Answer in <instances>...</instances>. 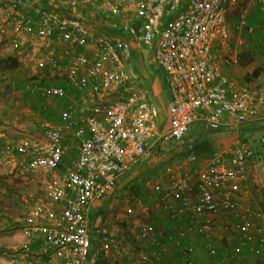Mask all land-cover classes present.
Returning <instances> with one entry per match:
<instances>
[{
    "label": "built area",
    "instance_id": "1",
    "mask_svg": "<svg viewBox=\"0 0 264 264\" xmlns=\"http://www.w3.org/2000/svg\"><path fill=\"white\" fill-rule=\"evenodd\" d=\"M251 1L257 3L264 23V0ZM63 3L71 8L91 7L100 16L113 19L129 21L135 15L144 21L142 41L147 49H153L155 61L167 77L171 95L169 127L162 132L158 130L159 107L144 91L125 87L130 41L96 33L81 18L34 6L33 0H4L5 7L24 12L10 21L17 35L24 37L28 47L42 56L40 66H46L52 75H63L81 93L86 88L91 91L89 98L81 96L80 105L71 104L61 113L59 125L43 121L41 139L23 136L0 146V159L46 176L58 170L69 150L65 135L71 131L78 141L77 159L48 183V202L36 204L28 216L16 220L29 243L38 237L42 244L37 250L24 244L10 264H24L18 258L26 255L31 258L27 264H88L95 244L101 246L105 257L114 254L119 264H147L149 257L134 260L115 241L119 226L115 218H107L92 230V209L156 148L183 140L199 116L203 115L210 128L218 129L226 117L242 124L249 116L258 114L264 99L225 75L213 47L219 42L228 55L227 45L233 41L235 32L246 30L252 35L254 27L247 21L246 10L239 13L236 23L229 22L228 12L236 0ZM130 28V23L124 24L125 31ZM12 43L20 45L18 38ZM51 43L67 48V53H71L69 63L61 64L53 53L41 52L43 46ZM119 88L128 94L112 97ZM25 89L45 98L67 96L63 87L47 85L38 79L27 82ZM78 106L88 114H79ZM229 153L228 158L215 154L206 166L180 165L167 169L171 184L164 199L170 201L163 209L182 228L175 245H182L186 237L182 248L186 264H198L195 240L202 241L199 246L208 256L217 258L219 245L213 238L218 221L233 242L230 257H219L218 264H246L232 263L245 253L264 261V211L245 204L252 195L248 183L254 150L248 141L236 137ZM197 161L194 153L188 156V165ZM150 230L143 227L142 234L147 235ZM160 251L169 253L167 246ZM157 259L160 261V256Z\"/></svg>",
    "mask_w": 264,
    "mask_h": 264
},
{
    "label": "crops",
    "instance_id": "2",
    "mask_svg": "<svg viewBox=\"0 0 264 264\" xmlns=\"http://www.w3.org/2000/svg\"><path fill=\"white\" fill-rule=\"evenodd\" d=\"M250 4H253L254 5L253 7L256 6V8H258L257 3L251 1ZM233 7L228 12V19L233 11ZM253 7L252 9H250L251 12L249 13L250 14L249 18L247 16V21L249 25L254 27L255 33L249 35L246 30L235 32V28L234 26H232L233 32H235V36L233 41L231 43L229 42V44L227 45L230 48L229 54L225 55L224 53H222V50L224 48L219 42L218 43L216 42V44H214L213 47L217 60L225 75L227 74L229 78L235 80L237 84H240L239 87L246 86L254 93V96H256L259 99L261 98L264 99V61L262 60V56L264 55V34L262 33L264 32L261 33L256 28L258 27L257 25L258 23L261 25L263 24V20L260 13L258 19V15L254 11ZM89 17L90 16L88 14L81 15V18L87 22L89 21L87 20V18L89 19ZM96 18L102 19L103 16H100V14L97 13L95 19ZM167 18L168 17L166 16L165 21ZM238 19H239V15L236 17V21ZM108 21H110L115 26L114 27L115 30L113 31H117V34H119L117 35V37L130 41L131 49L133 48L134 52L141 53L142 55L141 56L142 58L138 57L139 59L138 62H129V59L125 61V68L128 75V83L126 84L125 87L128 88L130 86H134L135 88L141 89L148 95L150 101L158 105L159 107V114L157 118L158 130L160 132L165 131L169 127L167 104L169 103L171 95H170V90L168 88L167 77L166 75H164V72L156 63L153 49L151 50L147 49V47H145L142 41L141 28L144 21L138 19L135 15L131 16L129 18V21H127V19H113V18L108 19ZM119 23L120 26L118 25ZM125 23H130L131 28L124 32L120 31L121 28L122 29L124 28ZM96 24L99 23L97 22ZM97 27L99 26H96L95 28ZM102 34L116 36V34L115 35L109 34L106 31H103ZM247 43L250 44L251 46V48H249L250 50H247L246 48L248 46ZM42 49L41 52L42 53L45 52ZM66 49H67L66 47L65 48L58 47L55 53L52 52L61 64L70 62L71 53H67ZM254 52L257 53L256 56L254 55ZM243 55L244 56L250 55L251 57L254 58V60L251 63L249 62L246 63L244 61V65H242L241 58L243 57ZM154 70L158 72L161 71L163 75L161 76L154 74ZM253 74H255V77ZM50 76H51L50 79L46 80L43 74H39V78L42 79L45 83H47V85H57L66 89L67 96H65L64 98L46 97V98H42L46 102V104L44 103L40 104L41 102L38 101L39 103L37 102V104L34 103L31 105H32V110L34 112L36 110L39 112L38 115L41 120L44 119L43 121H50L56 125H59L60 122L59 119L61 113L65 111L71 104L80 105L81 96L84 95L86 98H89L91 96V91L90 88H86L84 90V93H81L80 91L73 89L68 84L64 76L61 74L58 76L51 74ZM124 88H119L115 91L113 90L114 92L112 91L113 92L112 97H114L115 94V97L118 98L117 94L119 92L121 93L120 95L128 94L127 90L125 91L126 88L125 89ZM78 107H79V114L81 115L88 114V112L83 111L80 106ZM41 114H43V118ZM204 122L205 121L203 115L199 116L196 119V121L192 124L191 130L189 131V134L191 133L193 136L189 137L188 134L180 142L173 141L166 146L160 145L159 146L160 152L155 150L152 154L147 155L142 163H140L135 168H133V170L127 176L119 180L117 182V185H115V189L106 195V196L110 195L111 197L106 200V196H105L104 199L98 201L95 204V207H93L91 213L92 230H95L97 227L101 226L107 218L111 217L109 214H111L112 212L111 210L115 204L114 200H116L115 196L117 195L115 193V190L116 192L121 189L126 191L127 186H130L131 184L136 182V180L139 179V177L142 176L144 173H146L147 170L151 168H155L156 166H159L162 163H166L170 159L173 160L174 158L175 160L174 163L169 164V166L167 165L164 175L162 177V182H159L161 183L160 185L162 186V188H164L163 192L159 196L160 209L162 210V213L166 218V223L169 225V227L166 228L165 230L164 228L160 230L159 224H156L155 228L158 227L159 230H155L154 228L150 230V232H148L147 235H143L142 228L143 227L151 228L152 226L150 225V222H146L143 225L139 226L136 232L135 231L133 232V230L132 231L125 230L119 225L114 235H115V241L118 243V245L123 250V252L125 254H128L129 256H132L134 260L142 256H147L149 257L147 264H177L178 260H176L175 258L178 257V259L179 258L182 259L183 264H186L184 251L182 249L186 237L182 241L183 242L182 245L180 246L175 245L176 244L175 239L181 234L180 230L182 228L180 227L179 224H177L174 220H172L171 216L163 209V205L170 201L169 199L166 198L164 199L165 193L168 192V189L171 184V175L168 173L167 169L169 167L175 169L178 168L180 165H184L185 167L206 166L208 162H210V160L214 157L215 154H223L224 156H226V158H228L230 156L229 153L230 148L232 147L233 141L236 137H241L246 141H248V143L254 150V157L249 163V173L251 180L248 183L252 189V195L245 202V204L247 205V207H252V209L254 210L261 209L264 211V203L260 202L261 199L256 196L257 194H260V192L262 191L264 192V105L260 106L257 115L249 116L247 121L242 124H235L234 122H232V120L226 117L223 126L218 128V129H222V131L213 135L201 134L195 139L194 135H197V132L202 131L203 128L212 129L206 123L203 126ZM6 139L1 138L0 141L3 143L5 142ZM65 139L69 147V150L64 156L62 163L60 164L58 170L54 174L45 176L35 173L38 176H40L41 181L45 179V180H49L50 182V180L54 176L61 175L66 169V167H68L69 164H71V162L77 159L78 141L76 140V138L74 137L71 131H69L65 135ZM191 139H194V141L192 142ZM220 145L224 147L222 149H219ZM217 149L220 151H218ZM191 153H194L196 155L198 161L197 163L194 164L191 163L188 165L187 159L188 156L191 155ZM3 178H5V176H3ZM20 178L24 180L26 179V177L24 178L22 176ZM156 179L157 178H154V180ZM154 180L152 179L151 181L153 182ZM2 192L6 193L7 196H9L10 194H14L13 192L6 190H3ZM120 199L122 198L120 197ZM118 204L119 201H117L115 205ZM0 205L2 209L8 210L4 208V202H0ZM54 210H56L55 206H54ZM2 214L3 216H1L0 219L1 224L6 225L7 219H9V217L12 218V215H8V213H2ZM28 214L29 213H27L26 215L28 216ZM216 224L220 225L221 222L218 221L216 222ZM17 231L20 232L18 233V235H16L19 244L16 246L11 244L6 246L5 253L7 255L4 254V256L7 257V260H5V258L3 257L2 258L0 257V261H2L1 263L10 264V261L13 258H16L15 255L16 250H19L24 244L28 243L32 250H37L40 244H42L41 239L38 237H34L33 238L34 240H30L31 243H29L28 242L29 240L25 237L24 233L22 232V230H20L19 227ZM226 235L228 234L224 232L222 226L220 227V230H219V226L216 227V230L214 228L213 239H215L217 244L219 243L220 240L222 241V245H220V249H222L223 252L220 249L218 250L219 257L222 256L230 257L231 254L230 248L232 247L233 242H230ZM140 237H145V238H143V241H141L142 239H140ZM195 241L197 242L196 246L198 248L197 251L198 264H208L210 262L209 258L207 261H203V254L205 252L202 251L199 246L202 245V241L201 240H195ZM224 242H226V246L223 247ZM94 246L95 247L93 248V254L90 257L88 264H100V262L101 264H119V261L114 256V254H109L107 257H105L103 251L100 249L101 246L96 244ZM163 246H167V249L169 251L168 254H160L161 252L160 249ZM173 247L177 250V252H175L176 257H174L173 255H169L171 253L173 254ZM143 248L144 250H142ZM147 250L148 252H146ZM157 256H160L161 258L160 261L157 259ZM99 258L100 261H98ZM248 258L256 259L260 261L261 264H264L263 260H260L254 255L248 253H245L242 256L233 259L232 263H238L240 261L244 262L247 261ZM18 259L19 261H23L24 264H27L31 260L30 256L28 255H26L25 257H19ZM57 259L60 260L59 257H57ZM217 259L216 258L214 259L215 260L214 262H216V264H218ZM210 264H214V263L212 262Z\"/></svg>",
    "mask_w": 264,
    "mask_h": 264
},
{
    "label": "rangeland",
    "instance_id": "3",
    "mask_svg": "<svg viewBox=\"0 0 264 264\" xmlns=\"http://www.w3.org/2000/svg\"><path fill=\"white\" fill-rule=\"evenodd\" d=\"M33 1L34 6L39 5L46 9L54 10L59 13H68L79 18H81L82 14H88L90 17L89 19L87 18V20L89 21H84L89 26V28L96 33H103V31L115 27L110 21H108V19H112L111 17L103 16L102 19L100 18L101 20L97 18L95 19L97 12L91 7H67L63 3L66 0ZM95 1L101 2L102 0ZM253 6V4H250V0H236V5L233 7V11L229 17L230 22L232 24L236 22V17L242 10H248L247 16L249 18V13L251 12L250 9H252ZM253 9L258 15L259 19V8H256L255 6ZM23 13L24 12L21 10H12L10 7H5L4 0H0V118L4 120V122L0 121V139L7 138L5 142L16 140L23 136L35 140L41 139L42 129L40 125L44 119H40L38 115L39 112L37 110L35 112L32 110L31 104H37L38 101L41 102L40 104H46V102L41 100L40 97L36 96L38 94L35 95L34 93L26 91L25 86L29 80H42L39 78V74H43L46 80L50 79L51 77L49 69L46 68V66H40L42 56H38V54H35L31 50V47H28L24 41V37L17 35V32L11 24V17L19 16ZM92 21L96 23L98 22L99 24H96ZM118 25L120 26V23ZM257 25L258 27L256 28L261 33L264 32V25L259 23ZM96 26L101 27L95 28ZM15 38H18V41L20 42L18 47L14 46L12 43V40ZM57 46L58 45L51 43L43 46L44 48L42 47L43 49H41L45 51L43 53H55L58 47L65 48L62 45L58 47ZM246 48L247 50H250V44H248ZM222 53L226 55V52L223 50ZM254 55L256 56L257 53L254 52ZM141 56V53L134 52L132 48L129 62H138V57L142 58ZM12 59L17 61L18 64L16 67H13L14 61ZM154 74L161 76L163 75L161 71L158 72L156 70H154ZM120 94L121 93L119 92L117 95L119 96ZM41 115L43 118V114ZM5 142L2 143L0 141V146ZM223 147L224 146L220 145L219 149H222ZM174 161L175 160L173 158V160L170 159L166 163H162L155 168L147 170L146 173L136 180V182L130 186H127L126 191L121 189L116 192L115 190L117 195L115 196L116 200L114 201L115 204L117 201H119V204H114L111 210L112 212L109 215L119 221L120 227L128 231L133 230V232H136L139 226L146 222H150V225L152 226L151 230L156 227V224H159L160 230L163 228L165 230L169 227V225L166 223V218L160 209L159 196L163 192L164 188H162L160 185L161 183L159 182H162V177L167 165L169 166V164L174 163ZM3 176H5V178H3ZM21 176L24 178L26 177V179H21ZM154 178L157 179L154 180ZM152 179L154 180L153 182L151 181ZM48 182L49 180L45 179L41 181L40 176L35 173H31L26 169L19 168L18 164H9L5 159H0V202H4V208L8 209H2L0 205V209L2 210H0V219L1 216H3L2 213H8V215H12V218L9 217V219H7L6 225H2L0 221L1 258L3 257L5 260H7V257L4 256V254L7 255L5 253L6 246L10 244L16 246L19 244L16 235H18L20 232L17 231L19 226L17 225L16 220L29 213L36 204L45 203L49 200ZM3 190L13 192L14 194L7 196L6 193L2 192ZM256 196L261 199L260 202L264 203L263 191ZM110 197V195L106 196V200ZM120 197L122 199H120ZM216 225L217 224L214 225L215 230L218 226L220 230L221 224L217 226ZM155 230H159V228L157 227ZM143 238L145 237H140V239H142L141 241H143ZM218 245L220 249V245H222L221 240L219 241ZM224 246H226V242H224L223 247ZM142 250H144V248ZM146 252H148V250ZM175 252H177V250L173 247V254L171 253L169 255L176 257ZM208 258L210 261L208 264L212 262L216 264L213 258L204 253L203 261H207ZM175 259L178 260L177 264H183L181 258L178 259V257H176ZM98 261H100V258ZM247 261L244 262L246 264H261L260 261L256 259L248 258ZM1 262L2 261H0V264H4Z\"/></svg>",
    "mask_w": 264,
    "mask_h": 264
},
{
    "label": "trees",
    "instance_id": "4",
    "mask_svg": "<svg viewBox=\"0 0 264 264\" xmlns=\"http://www.w3.org/2000/svg\"><path fill=\"white\" fill-rule=\"evenodd\" d=\"M72 8H73V7H72ZM263 25H264V23H263ZM123 29H124V28H123ZM123 29L121 28L120 31H123V32H124L125 30H123ZM113 30H115V28H112V29L109 28L108 30H106V32H108L109 34H113V35L116 34V36L119 35V34H117V31H113ZM120 33H121V32H120ZM254 33H255V29H254L253 34H254ZM12 60H13V59H12ZM247 60H248V61H247ZM253 60H254V58L251 57L250 55H245V56L243 55V57L241 58V64L244 65V61H245L246 63H248V62L251 63ZM13 61H14V66H13V67H16L17 64H18L17 61H16V60H13ZM162 71H163V70H162ZM164 75H165V73H164ZM253 75H254V77H255V74H253ZM29 81H35V80L32 79V80H29ZM43 82H44V81H43ZM46 84H47V83H46ZM238 85L240 86V84H238ZM34 94H35V93H34ZM35 95H36V94H35ZM36 96L40 97L41 100H43L42 98H45V97H41V95H36ZM40 108H41V107H40ZM0 121H1V122H4V120L1 119V118H0ZM157 151L160 152V148H159V147L157 148ZM116 185H117V184H116ZM217 258H219V255H218ZM217 258H216V259H217ZM217 260H218V259H217Z\"/></svg>",
    "mask_w": 264,
    "mask_h": 264
},
{
    "label": "water",
    "instance_id": "5",
    "mask_svg": "<svg viewBox=\"0 0 264 264\" xmlns=\"http://www.w3.org/2000/svg\"><path fill=\"white\" fill-rule=\"evenodd\" d=\"M205 125V122L203 123V126ZM190 130H191V128H190ZM220 131H222V129H208V128H203V130L202 131H198L197 132V135H194L195 137V139L199 136V135H201V134H206V135H213V134H216V133H218V132H220ZM191 134V133H190ZM191 136H193V135H191ZM191 141L193 142L194 141V139H191Z\"/></svg>",
    "mask_w": 264,
    "mask_h": 264
},
{
    "label": "flooded vegetation",
    "instance_id": "6",
    "mask_svg": "<svg viewBox=\"0 0 264 264\" xmlns=\"http://www.w3.org/2000/svg\"><path fill=\"white\" fill-rule=\"evenodd\" d=\"M192 134H189V137L191 136Z\"/></svg>",
    "mask_w": 264,
    "mask_h": 264
}]
</instances>
